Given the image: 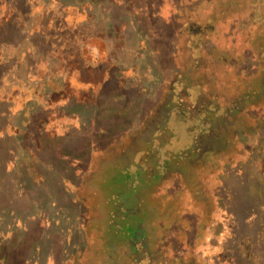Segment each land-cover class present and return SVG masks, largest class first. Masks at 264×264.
Returning <instances> with one entry per match:
<instances>
[{
  "label": "rangeland",
  "instance_id": "1",
  "mask_svg": "<svg viewBox=\"0 0 264 264\" xmlns=\"http://www.w3.org/2000/svg\"><path fill=\"white\" fill-rule=\"evenodd\" d=\"M254 1L253 17L249 0H0V264H264V77L251 80L264 73V0ZM259 83L212 153L205 144L196 166L177 170L204 120L242 96L198 104L193 84L232 94ZM157 119L171 135L126 174L146 181L151 156L171 164L134 195L119 186L131 233L116 238L106 190Z\"/></svg>",
  "mask_w": 264,
  "mask_h": 264
},
{
  "label": "flooded vegetation",
  "instance_id": "2",
  "mask_svg": "<svg viewBox=\"0 0 264 264\" xmlns=\"http://www.w3.org/2000/svg\"><path fill=\"white\" fill-rule=\"evenodd\" d=\"M249 7H250V11L253 14V17L255 15L254 11L258 10L259 12L261 11V6H257L255 4L254 0H249ZM252 22V20H251ZM200 25V24H199ZM256 27V26H255ZM258 28V27H257ZM263 29V28H261ZM249 30V29H248ZM264 30V29H263ZM241 31V30H240ZM185 50L188 52L189 56H190V64H192L191 70L197 71L199 66H200V61L199 60H195L193 58L192 52L188 50L187 45L185 46ZM261 56V55H260ZM261 58V57H260ZM260 61V65H262L261 63V59ZM262 67V66H260ZM261 77H264V73L262 72V70H259V73L252 75L251 78H256V79H251L254 80L255 82L260 79ZM179 79L180 83L183 84L185 87L186 82H183V74H181V72L177 73V77L176 79ZM260 84H257L256 87L254 88H250L248 87V90L245 91L247 89H244V91H241L240 93H232L230 94V88L229 87V91L227 93H213V92H204L203 90V85H197V84H193L196 86H199L200 88V93H199V101L198 104L202 103L201 100L202 98L204 99L205 97H203L204 95H242L239 96L238 98H236L235 103L230 107H224L222 105H219L218 107H224L225 108V114L223 117L221 118H209L207 120H204V122H206L205 124L208 125L207 131L204 132L203 135L200 136V138L196 141V143L194 144V146L192 147V149L189 152L183 153L182 155H180V157L177 160H173L176 162V166H177V170L178 167L182 168L183 166H196L202 159V155L205 151V144L207 146L206 151L211 152L213 145L211 144V141L213 139H215L217 132L220 130V128L225 127L226 124H228V122L230 121V118L233 116H237L239 114L242 113V110L246 107L247 104L251 103L252 99H258V95L260 94ZM241 87H239L238 91H240ZM179 100L182 102V106L184 107H190V103L187 101L186 98H184L182 96V94L178 97ZM173 99H174V94L172 91H170V94L168 96V113L167 115H165L164 120H168V116L169 113L172 109L173 104ZM159 115V113H157ZM164 121V122H165ZM154 122V121H153ZM160 125V126H159ZM158 127V128H157ZM161 127V128H160ZM160 130L159 135H157V131ZM167 133L170 134V132L165 131L164 130V123L158 124V119L157 121L155 120V122L153 123L151 130L148 134H140V136H142V140H144V143H146V147L142 146L141 148H138L133 156L131 161L123 166V167H119L114 171L115 177L112 178V181H110V186L109 189L106 190L108 192V195L105 199V205L107 206V208H109V219H108V228L111 230V232H113L114 236L117 237H121V236H126L129 237L130 233H131V229L129 228L130 226L126 225V223H128V219L130 218V216L127 215V213L124 211L123 209V201L120 198L119 199V186H122L123 189H125L130 195H134L135 193H138L141 189V185L143 184L144 187H150L149 184L153 185V180H158V179H162L165 175V173L167 172V169L169 168V165L171 163L166 164L165 166H162L158 159L154 156H151L150 160H154V167H156V172L153 175H146L145 178L147 179L146 181L143 180L142 175H144V173H139L138 177L135 176L134 178H132L131 176L127 175V170L129 169V167L134 163L135 160V156L139 151L142 150H148L151 148L152 142L153 140H156L157 143L162 144V140L161 137H163L164 135H166ZM171 135V134H170ZM169 135V137H170ZM159 136V137H157ZM170 139V138H169ZM169 140H167L168 142ZM204 146V147H203ZM145 147V148H144ZM218 153V151H216ZM213 152V153H216ZM212 153V152H211ZM149 162V161H148ZM148 162H147V166H148ZM148 184V185H147ZM195 196H200L198 193ZM132 221V219H131ZM127 227H126V226ZM146 256V255H145Z\"/></svg>",
  "mask_w": 264,
  "mask_h": 264
},
{
  "label": "trees",
  "instance_id": "3",
  "mask_svg": "<svg viewBox=\"0 0 264 264\" xmlns=\"http://www.w3.org/2000/svg\"><path fill=\"white\" fill-rule=\"evenodd\" d=\"M229 175H230V171L227 172V175H224V178H223L224 181H225V179L227 180V179L230 178ZM85 180H86V179H85ZM113 253H114V252L112 251V252H111V256H112ZM110 258H111V257H110Z\"/></svg>",
  "mask_w": 264,
  "mask_h": 264
}]
</instances>
